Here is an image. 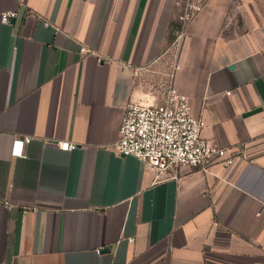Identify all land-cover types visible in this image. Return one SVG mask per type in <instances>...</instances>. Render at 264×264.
Masks as SVG:
<instances>
[{
	"label": "crops",
	"instance_id": "crops-1",
	"mask_svg": "<svg viewBox=\"0 0 264 264\" xmlns=\"http://www.w3.org/2000/svg\"><path fill=\"white\" fill-rule=\"evenodd\" d=\"M176 2L0 0V264H264V0H209L175 77L234 163L158 181L113 151L161 101Z\"/></svg>",
	"mask_w": 264,
	"mask_h": 264
},
{
	"label": "built area",
	"instance_id": "built-area-1",
	"mask_svg": "<svg viewBox=\"0 0 264 264\" xmlns=\"http://www.w3.org/2000/svg\"><path fill=\"white\" fill-rule=\"evenodd\" d=\"M209 0H177L179 26L165 55L171 70L168 79L158 85L156 93L160 102L155 104L132 103L125 112L120 127V137L113 151L119 157H134L142 161L156 180L177 179L182 169L207 171L221 160L226 165L234 163L227 150L210 145L202 137L205 123L195 117L190 109L189 97L175 85L176 73L181 69L180 56L187 36V27L208 5ZM17 12L2 14V22L10 24ZM30 138L15 139L14 156L24 157ZM64 151H73L76 144L60 143ZM5 205H8L5 203ZM101 249L97 250L100 254Z\"/></svg>",
	"mask_w": 264,
	"mask_h": 264
}]
</instances>
